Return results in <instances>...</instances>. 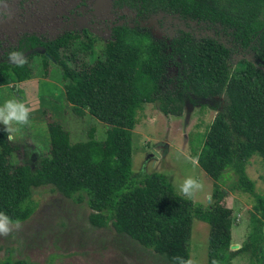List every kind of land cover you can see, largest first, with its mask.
I'll list each match as a JSON object with an SVG mask.
<instances>
[{
	"label": "trees",
	"instance_id": "16d2710c",
	"mask_svg": "<svg viewBox=\"0 0 264 264\" xmlns=\"http://www.w3.org/2000/svg\"><path fill=\"white\" fill-rule=\"evenodd\" d=\"M113 4L133 11L134 17L113 25L105 40L86 29L54 38L24 33L0 55L4 87L37 76L35 53H29L22 65L10 63L7 53L41 49L43 77L50 76L48 67L54 65L72 112L78 117L87 112L108 126L103 141L71 143L69 133L48 119V151L34 169L9 163L18 147L0 127V213L13 224L26 221L34 210L28 203L31 190L50 185L78 203L86 199L93 211L88 215L91 227L104 229L110 224L117 234L169 264L189 262L194 219L209 226L207 264H231L248 250L252 264H261L264 194L255 190L245 165L254 156L264 162V0H113ZM158 18L175 21L177 34L156 41L134 29ZM97 43L102 49L93 57ZM221 96L224 106L215 107L218 111L202 146L191 156L213 183L206 208L177 194L162 174L132 179V130L144 104L158 103L162 114L178 117L185 106ZM227 168L236 176L231 190L256 202L254 232L236 251H230L233 212L219 186Z\"/></svg>",
	"mask_w": 264,
	"mask_h": 264
},
{
	"label": "rangeland",
	"instance_id": "374dc122",
	"mask_svg": "<svg viewBox=\"0 0 264 264\" xmlns=\"http://www.w3.org/2000/svg\"><path fill=\"white\" fill-rule=\"evenodd\" d=\"M133 17V11L115 6L113 0H0V55L16 45L24 33L54 38L66 31L86 29L105 40L113 25L125 20L130 22ZM178 28L175 21L164 18L134 25L139 33L156 41L172 38ZM25 49L21 50L24 58L29 53L36 54L33 65L37 76L0 87V106L4 100L15 98L29 109L27 123L10 121L5 125L0 122V127L14 137L10 142L18 147L9 163L27 164L32 169L38 165L48 151V119L59 123L69 133L71 143L86 142L91 138L103 141L108 126L87 112L82 117L76 116L65 99L59 71L50 65V76L44 78L42 50ZM101 49L102 43L95 44L93 57ZM235 67L236 63L232 68ZM169 74L172 75L173 70ZM224 103L223 96L199 100L194 106H185L178 117L162 114L158 103L144 104L136 113L132 130V179L138 181L147 174H162L177 194L206 208L211 202L213 183L191 156L199 152L209 125ZM245 172L255 190L264 194V162L261 158L252 157L245 165ZM188 177L200 187L184 194L180 185ZM235 182L233 170L227 168L219 186L225 194L226 206L233 212L230 251L247 245L254 232L251 218L256 202L240 190L232 191ZM28 203L34 207L32 215L24 222L9 224L10 231L0 234V263L26 260L34 264H169L152 250L117 234L110 224L104 229L91 227L88 215L93 211L86 199L78 203L48 185L33 188ZM262 231L264 233V225ZM208 232L207 223L197 219L192 221L190 264H207ZM231 264H252L250 250L236 255ZM261 264H264V255Z\"/></svg>",
	"mask_w": 264,
	"mask_h": 264
},
{
	"label": "clouds",
	"instance_id": "9594fccd",
	"mask_svg": "<svg viewBox=\"0 0 264 264\" xmlns=\"http://www.w3.org/2000/svg\"><path fill=\"white\" fill-rule=\"evenodd\" d=\"M7 57L10 63L17 65L24 63V54L20 50H10L7 53ZM28 112L29 109L25 107L24 103L17 101L15 98L6 99L2 106H0V122H3L5 125H8L10 121L20 124L27 123ZM7 139L12 141L14 137L8 135ZM193 162H196V158H193ZM199 187L200 185L196 181L188 177L180 185V190L184 194H190L193 189H198ZM11 223L12 221H10L7 215L0 213V234H7L10 231L9 224ZM185 264H190V262H185Z\"/></svg>",
	"mask_w": 264,
	"mask_h": 264
},
{
	"label": "water",
	"instance_id": "95a60500",
	"mask_svg": "<svg viewBox=\"0 0 264 264\" xmlns=\"http://www.w3.org/2000/svg\"><path fill=\"white\" fill-rule=\"evenodd\" d=\"M95 10H97V3H96V5H95Z\"/></svg>",
	"mask_w": 264,
	"mask_h": 264
}]
</instances>
